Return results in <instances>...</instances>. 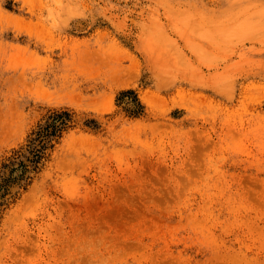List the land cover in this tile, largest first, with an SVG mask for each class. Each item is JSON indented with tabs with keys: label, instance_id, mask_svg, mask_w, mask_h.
Here are the masks:
<instances>
[{
	"label": "rangeland",
	"instance_id": "obj_1",
	"mask_svg": "<svg viewBox=\"0 0 264 264\" xmlns=\"http://www.w3.org/2000/svg\"><path fill=\"white\" fill-rule=\"evenodd\" d=\"M171 12L217 76L145 66ZM0 264H264V0H0Z\"/></svg>",
	"mask_w": 264,
	"mask_h": 264
},
{
	"label": "bare ground",
	"instance_id": "obj_2",
	"mask_svg": "<svg viewBox=\"0 0 264 264\" xmlns=\"http://www.w3.org/2000/svg\"><path fill=\"white\" fill-rule=\"evenodd\" d=\"M168 18L170 22L178 23L183 44L167 34L160 24H142L136 37V46L144 57L145 66L159 77L190 74L192 70L202 73V69L206 68L217 76L225 68L221 69L223 50L220 44L224 41V32H208L188 14L171 12ZM186 51L194 56L198 64H193Z\"/></svg>",
	"mask_w": 264,
	"mask_h": 264
},
{
	"label": "trees",
	"instance_id": "obj_3",
	"mask_svg": "<svg viewBox=\"0 0 264 264\" xmlns=\"http://www.w3.org/2000/svg\"><path fill=\"white\" fill-rule=\"evenodd\" d=\"M45 147V144L42 145V148ZM40 151V150H39Z\"/></svg>",
	"mask_w": 264,
	"mask_h": 264
}]
</instances>
